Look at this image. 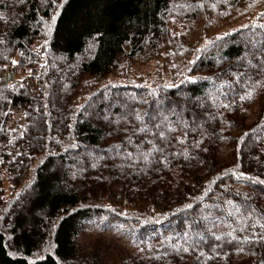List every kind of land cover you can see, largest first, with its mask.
<instances>
[{
  "label": "trees",
  "instance_id": "16d2710c",
  "mask_svg": "<svg viewBox=\"0 0 264 264\" xmlns=\"http://www.w3.org/2000/svg\"><path fill=\"white\" fill-rule=\"evenodd\" d=\"M206 1L263 8L148 86L95 78L154 57L172 0H0V62L38 66L32 86L0 76V264H264V0ZM226 201L241 228L207 230ZM90 222L140 253L86 250Z\"/></svg>",
  "mask_w": 264,
  "mask_h": 264
},
{
  "label": "rangeland",
  "instance_id": "374dc122",
  "mask_svg": "<svg viewBox=\"0 0 264 264\" xmlns=\"http://www.w3.org/2000/svg\"><path fill=\"white\" fill-rule=\"evenodd\" d=\"M262 8L263 5L254 4L228 13L206 0H172L167 21L166 43L158 49L154 57L139 56L132 59L123 55L119 59L118 68H114L109 75L96 77L95 82L97 84L131 82L148 86L159 83L172 84L178 80L184 67L194 58L210 35H220L247 24ZM35 43L36 50L43 45L40 40ZM40 53L42 54V50ZM16 57L17 53L12 62ZM39 58L35 57L40 64L42 57ZM12 62H0L1 78L4 66L7 67ZM91 79H88V82H92ZM4 188L8 196L11 187L7 181L4 182ZM226 209L229 218L217 214L201 215L208 225L207 230L216 233L230 232L231 219L234 221L235 230L241 228L243 222L240 214L236 212L234 203L226 201ZM94 243L100 255L111 263L121 257L140 253V248L132 241V229L120 223H107L106 227L99 222L88 224L81 236L80 245L90 250Z\"/></svg>",
  "mask_w": 264,
  "mask_h": 264
},
{
  "label": "built area",
  "instance_id": "2783aa9c",
  "mask_svg": "<svg viewBox=\"0 0 264 264\" xmlns=\"http://www.w3.org/2000/svg\"><path fill=\"white\" fill-rule=\"evenodd\" d=\"M38 75V66L35 63L27 65L20 48L17 51V57L14 62L7 67L4 66L2 79L5 85H13L24 82L32 86V77Z\"/></svg>",
  "mask_w": 264,
  "mask_h": 264
}]
</instances>
